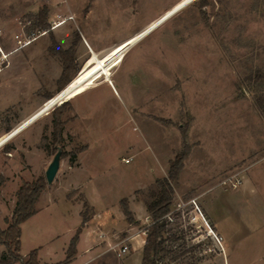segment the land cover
Wrapping results in <instances>:
<instances>
[{
	"label": "rangeland",
	"instance_id": "rangeland-1",
	"mask_svg": "<svg viewBox=\"0 0 264 264\" xmlns=\"http://www.w3.org/2000/svg\"><path fill=\"white\" fill-rule=\"evenodd\" d=\"M64 5L84 12L92 7V24L101 41L130 34L168 11L105 56L94 54L66 86H71L67 92L66 87L58 89L36 113L5 133L0 151L38 118L49 114L53 119L57 107L63 115L69 112L71 99L87 91L73 101L80 117L72 126L88 145L81 179L86 184L94 178V187L105 198L127 197L140 187L132 197L135 214L142 216L133 222L140 233L152 222L145 202L153 199L156 180L168 176L176 155L183 153L166 234L178 237L166 242L162 264H256L262 240L253 231H264V200L257 190L259 184L264 186V111L256 102L264 90V0H0L3 46L14 48L15 35L24 30L47 29ZM45 6L47 26L41 27L38 13ZM50 32L10 60L32 56ZM20 69L30 75L27 64ZM258 70L260 77L255 75ZM91 79L104 80L89 84ZM34 83L33 77L24 83L13 77L3 85L2 94L13 106L0 110V127L6 128L8 120L35 101L29 88ZM38 91L42 96L45 89ZM49 138L42 139V146L48 145L51 160L59 148L70 153L84 146L73 135L62 145H53ZM62 159L71 164L70 155ZM244 174L248 178L241 186L243 194L226 189L234 188L233 182ZM40 177L46 181L45 174ZM93 183L86 184L88 190ZM205 190L198 200L215 216L236 213L252 222V236L242 237L249 230L239 226L237 243L228 253H221L205 231L193 228L188 216L174 211L181 200ZM126 235L120 230L115 237Z\"/></svg>",
	"mask_w": 264,
	"mask_h": 264
},
{
	"label": "crops",
	"instance_id": "crops-1",
	"mask_svg": "<svg viewBox=\"0 0 264 264\" xmlns=\"http://www.w3.org/2000/svg\"><path fill=\"white\" fill-rule=\"evenodd\" d=\"M92 9L90 7L84 12L81 9L74 10L69 6H62L60 12L66 16L73 15V18L67 20L66 23L54 30L50 29L49 32H51L47 36L49 39L39 46H36L33 49L35 53L32 56L15 57L11 61L10 67L5 68L6 70L0 73V110L13 106L2 94L3 85L8 84L13 77L23 80V83L25 80L28 81L31 79V77L35 81L34 84L29 86L31 95L35 96V101L20 115L17 117L14 116L15 118L10 121L8 120L6 128L0 127V139L6 135L5 133L7 131L15 129L17 127L16 125H20L36 113L49 99L48 97L50 95H55L58 89H61L62 83H60V78L64 71V62L61 55L51 49L53 39H55L63 50L74 46V55L70 62L72 63V67L68 75L70 79L69 86L76 74L78 72L80 73L85 62L94 54L99 57L105 56L151 24L164 14V11H168L166 8L152 18L145 26L138 28L130 34L101 41L92 24ZM47 34L42 36H46ZM33 43L26 47L31 46ZM45 47L48 49L47 53H44ZM32 62H35V64H31ZM26 64L27 68L29 67L28 72L30 75L23 73L20 69ZM46 75H48L47 78L49 80L45 77ZM39 76H43L45 79L42 80ZM103 80L92 84H97ZM24 85L22 84V86ZM110 85L114 87L113 83ZM41 88L45 89L44 95L42 94V96L38 91ZM80 95L71 99L72 109L63 115L65 122L63 137L66 141L72 135L81 141L79 133L72 126V123L80 117L77 106L73 104V101ZM47 115L38 118L22 130L18 135L13 137L14 139L12 138V141H9L10 145L4 151H0V155H2L0 158V229L2 230L7 229L9 226L8 219H11L13 215L17 203V191L22 183L24 181L32 182L45 174L52 161L49 149L42 146L44 136L50 137V140L52 139L53 119L48 118ZM72 116H75V118L71 119ZM30 131L31 133L29 134L28 132ZM81 143L84 144L86 149L88 145L82 141ZM84 150L77 154L74 161L71 160V164L65 165V160L61 158L60 168L54 181L52 183L47 182V187L40 194L36 202V212L21 224L20 255L23 259H27L29 253L36 249L40 264H58L65 261L71 240L76 234L77 229L82 225L83 213L89 209L90 212L87 214L88 221L83 227L77 242V253L71 260L64 264H142L146 233H140L133 223L126 220V216L121 207V200L128 198L131 209L135 214V202L132 200V197L134 192L140 187L133 188L127 197L122 198L121 194H118L111 198H105L103 194L98 193V189L94 187V178L90 177L88 179L89 181L85 183L90 185L93 183V188L88 190L86 184L81 179L82 175L85 174L82 161ZM247 178L244 174L239 182L240 184L234 188L226 189H238L243 194L245 190L241 186H243L244 180H247ZM249 187L252 190L255 189L253 184ZM257 190L259 191L258 195L262 199L261 201H263L264 186L259 184ZM206 191L198 195L200 200ZM202 206L212 225L222 234L226 253H228L229 247L232 248L237 243L235 230L239 226L244 229L246 226L249 230H246L242 237L252 236V230H250V226H252L251 220L248 219L244 222L236 213H228L226 216L220 218L209 210L205 202H203ZM141 219V214H135L136 222H139ZM125 223H128L130 227L124 225ZM143 228L145 230V227ZM120 230L128 232V235L123 239L128 238L127 241L132 240L129 243L131 250L124 257H118L112 248L115 244L123 240H118L115 237ZM256 231H253L254 234H258V237L262 240L259 245L260 258L256 264H264V231ZM5 249V245L0 244V254ZM119 258H121V262ZM203 263L199 262L198 264ZM12 264H23V262L17 261ZM241 264H247V262L242 261Z\"/></svg>",
	"mask_w": 264,
	"mask_h": 264
},
{
	"label": "trees",
	"instance_id": "trees-1",
	"mask_svg": "<svg viewBox=\"0 0 264 264\" xmlns=\"http://www.w3.org/2000/svg\"><path fill=\"white\" fill-rule=\"evenodd\" d=\"M47 6L40 9L38 15L39 25L46 27L45 18L47 16ZM49 28V27H48ZM52 51H57L64 62V71L60 78L61 90H65L70 82L68 78L71 69V58L74 55V46L67 50H63L59 44L53 39ZM255 75L260 77L261 70L256 71ZM252 78V77H250ZM67 86V87H66ZM66 87V88H65ZM256 102L258 106L264 111V90L257 95ZM67 102H64L65 106ZM62 105V106H63ZM61 107H57L53 111V131L52 143L53 145H62L64 141L63 130L64 120L62 118L63 112L60 111ZM44 139L46 136L43 137ZM46 149H49L46 145ZM85 149V146L78 147L76 150L65 153L62 151V156L70 155L71 160L74 161L77 154ZM62 150V149H61ZM183 153L177 154L173 163L171 164L168 176L158 178L155 182V188L151 190L152 200L146 201L147 211L151 214L153 223L147 227L146 240L143 246L142 264H162L163 257L168 253L166 242L168 239L176 240L178 236L168 233V220L165 217L171 209V203L174 198L175 188L174 182L178 178V165L182 163ZM47 181V180H46ZM44 177H39L32 182L24 181L17 191V203L13 211L11 219H8L9 226L7 229H0V244L5 245V251L0 254V264H12L17 261H22L23 264H40L38 259V251L35 249L31 251L27 259H23L20 255L21 248V224L29 219L36 212V202L40 194L47 186ZM121 206L127 220L130 223L136 222L133 213L129 206L128 198L121 200ZM82 225L77 229L76 234L71 240L67 250L66 260L58 264H64L71 260L77 253V242L80 234L88 221L87 211L83 213Z\"/></svg>",
	"mask_w": 264,
	"mask_h": 264
},
{
	"label": "built area",
	"instance_id": "built-area-1",
	"mask_svg": "<svg viewBox=\"0 0 264 264\" xmlns=\"http://www.w3.org/2000/svg\"><path fill=\"white\" fill-rule=\"evenodd\" d=\"M73 15L66 16L62 13L56 12L54 13L53 17L49 19V28L47 29H36L33 31L24 30L20 34H16V46L11 49L7 50L3 43L1 42V36H2V30L0 29V73L7 67L10 66L11 60L10 56L13 52L23 49L24 47L30 45L33 43L38 37L47 34L49 30H54L55 28L61 26L62 24L66 23L67 20L72 19ZM128 161V159H126ZM240 182V179H236V182H233V187H236ZM198 197H192L187 201L181 200L177 207L174 209L177 214L181 213V216L183 218H186L191 224L193 228L201 229L205 231L207 237L215 240L214 242L218 243L219 245V251L221 253L225 254V248L223 245V236L215 229V227L212 225L209 217L207 216L202 204L198 200ZM171 209L166 214L167 220L173 221ZM153 223V220L151 224ZM150 225V224H149ZM148 225V226H149ZM147 226V227H148ZM147 227H145L144 232L147 233ZM128 238L121 240L119 243L115 244L112 248L116 252L118 257H124L126 254H128L131 250L130 244L126 243Z\"/></svg>",
	"mask_w": 264,
	"mask_h": 264
},
{
	"label": "water",
	"instance_id": "water-1",
	"mask_svg": "<svg viewBox=\"0 0 264 264\" xmlns=\"http://www.w3.org/2000/svg\"><path fill=\"white\" fill-rule=\"evenodd\" d=\"M62 158V150L59 148L55 153L51 163L49 164L45 176L48 183H52L57 175V172L60 168V162Z\"/></svg>",
	"mask_w": 264,
	"mask_h": 264
},
{
	"label": "bare ground",
	"instance_id": "bare-ground-1",
	"mask_svg": "<svg viewBox=\"0 0 264 264\" xmlns=\"http://www.w3.org/2000/svg\"><path fill=\"white\" fill-rule=\"evenodd\" d=\"M85 70H86V68H85ZM85 78H83V79H81L79 82H81V81H83ZM100 80H102V79H100ZM100 80H88L87 82H90V83H95V82H98V81H100ZM79 82H77V83H79ZM84 84H86V82L84 83ZM73 86V85H72ZM71 87V86H70ZM70 87L69 88H67V90H65L66 92L68 91V89H70ZM63 92V93H66V92ZM53 106V105H52Z\"/></svg>",
	"mask_w": 264,
	"mask_h": 264
}]
</instances>
